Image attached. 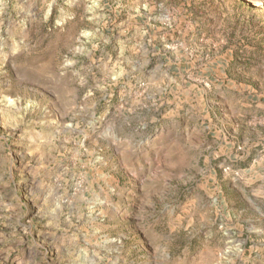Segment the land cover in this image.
Segmentation results:
<instances>
[{
	"label": "rangeland",
	"instance_id": "374dc122",
	"mask_svg": "<svg viewBox=\"0 0 264 264\" xmlns=\"http://www.w3.org/2000/svg\"><path fill=\"white\" fill-rule=\"evenodd\" d=\"M0 264H264V0H0Z\"/></svg>",
	"mask_w": 264,
	"mask_h": 264
}]
</instances>
